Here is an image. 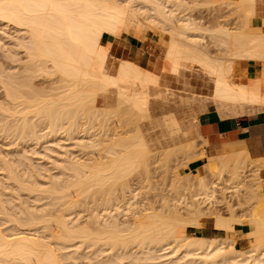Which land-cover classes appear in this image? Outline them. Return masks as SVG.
I'll return each instance as SVG.
<instances>
[{"label": "bare ground", "instance_id": "6f19581e", "mask_svg": "<svg viewBox=\"0 0 264 264\" xmlns=\"http://www.w3.org/2000/svg\"><path fill=\"white\" fill-rule=\"evenodd\" d=\"M177 1L148 0L146 3L148 12L156 13L155 16H145L149 25H159L160 22L169 24L168 28L165 27L169 36L162 54V70L177 73L185 62L196 63L211 76V99L218 109L225 108L232 115L240 113L246 107L254 111L261 109L264 106V18L257 23L252 15L256 0H247L251 27L237 30L221 25L217 28L219 34H224L231 41L226 47V42L229 41L215 32L216 38L220 39L213 38L216 40L213 44L219 43L218 47L222 44L226 48L222 47L225 50L221 51V48V52L219 49L212 52L208 44L201 42V27L196 25L194 19L175 16ZM135 6L132 5L133 10L137 9V5ZM128 9L121 0H0V20L26 34L17 43L26 53L23 66L17 72L0 70V264H80L77 262L78 256L62 255L52 245L55 243L68 248L67 242L75 239H80L78 242L81 245L97 246L95 249L99 252L110 249V259L108 257L102 264H122L123 259H120L128 252L125 250L116 255L117 250L128 249L132 241L139 242L138 249L145 254L144 259L149 264H264V247L256 253V249L264 244V216L248 220L249 229L244 236L250 237L252 245L247 249H238L233 245L236 240L232 235L233 225L243 221L233 217H217L212 220V226L226 230L229 238H223L231 239L227 241L228 244L223 238L220 240L215 236H191L184 231L185 225L178 222L177 218H163L153 211L139 214L140 218L133 220L134 223L138 221V224L135 227L129 225L132 229L129 226L125 228L130 230H127L126 235L121 234L125 229L122 231V227H118L115 218H110L109 221L113 220L108 222L106 217L105 225L101 227L92 228V224L90 229L88 221L87 224L83 223V227L77 224L73 227L75 223L72 224L73 220L70 221L68 216L72 211H82L80 209L83 207L78 205L76 198H72L73 194L78 197L103 192L105 199L98 206V212L111 214L112 209L119 208L115 196H112L115 194L112 189L115 191L117 186L114 185L116 189L111 188V184L109 191L105 192L101 185L109 183L112 178L110 176L120 179L131 166L144 163L150 152L147 141L137 130V141L126 145L127 141L123 138H114L112 145L104 147L114 156L108 155L112 158H109L110 161L107 158L108 162H104L103 157L98 162L96 157V162L91 159L90 164H87L86 160L89 161L91 157L82 159L81 155L96 140L91 137L95 132L89 137L85 126L81 128L82 124L77 121L79 117L83 119L86 116L91 120L102 114L105 116L106 109L114 106L110 105L112 92L116 93L118 101L129 104V109L132 107L137 112L146 111L149 88L151 85L155 86L159 78L158 73L129 59L107 62L110 44L102 43L101 37L104 33L116 37L124 30V26L125 29L129 27L130 22L127 21L129 16L132 17L127 15ZM129 21L133 25L135 17ZM146 34L149 35V32ZM249 59L255 60L258 65L254 78L244 76V66ZM112 66L113 72L110 71ZM46 68L61 75L62 90L45 91L32 83L36 74L46 72ZM99 97L106 102V106L109 103L108 107L104 106L106 109L102 108L103 113L96 103ZM68 105L73 106L66 107ZM64 118L67 119L66 126L62 125ZM160 125L171 128L177 126L172 117L164 118ZM197 135L200 136L199 133ZM119 142L125 145H122L123 149L119 145L121 151L119 149L117 152L115 147ZM94 144L96 146V142ZM41 145L45 149V155L50 158L51 166H46V169L51 171L55 168L58 169L57 172L47 174L36 170L32 155L39 153L38 146ZM194 156L190 162L198 158ZM39 157L47 159L44 154ZM216 158L218 173L222 168H227L235 187L246 184L245 174L251 163L250 166L254 169V172L251 170V180L254 181L252 186L257 187L264 206L258 174L264 158H252L245 149L219 154ZM202 165L196 168L199 173L197 184L203 198L211 199L220 174L216 181H210V177L202 174ZM65 174L71 178H60ZM115 179L112 182L116 183ZM94 185H97L96 190ZM197 194H194L195 198L199 199ZM195 198L192 200L195 201ZM194 203L198 204L197 201ZM201 210L197 208L194 212L202 215ZM97 215L95 219L99 221ZM6 223L9 225L6 226ZM40 229L48 231L49 241H41L40 234L37 235ZM69 245L72 248L74 244ZM75 249L78 247L75 246Z\"/></svg>", "mask_w": 264, "mask_h": 264}, {"label": "rangeland", "instance_id": "374dc122", "mask_svg": "<svg viewBox=\"0 0 264 264\" xmlns=\"http://www.w3.org/2000/svg\"><path fill=\"white\" fill-rule=\"evenodd\" d=\"M121 1H123L124 5L126 4V6L129 8L128 13L130 14L127 13V15H131L132 18H130V16L129 19L127 18V23L130 22L129 27H127L128 24H126L127 28L125 29L124 26V30H122L116 37H120L122 35L136 36L139 39L138 45L140 48L138 50L141 54L140 56L144 57L139 65L158 73L159 78L156 83L157 85H151L149 88L150 95L149 102L147 103L148 109L146 111H141L142 113L137 112L134 109L132 110V107H130L131 109H129V104L126 105L125 102L123 103L118 101L116 98L117 96H115V92L111 93L112 96L110 94V103L112 102L110 105H114L110 106L111 108L108 107L109 103L106 106V102H103L101 97H99L97 100V105L99 106L101 112L102 108L106 109L105 107H108V109H106L107 114L105 116L104 114H102L97 118H92L91 120H89L90 118H85L86 116L83 118L84 120L81 117L77 119V121L82 124L81 128H84L85 126L86 130H88L87 133L89 137L91 136V133L95 132L93 133L94 136L91 137H95V139H92L94 141L96 140V146H93L95 142H92V145L88 143L90 147H86L85 150L82 149L86 154L82 153V150L80 151V153H82V159H89L91 157L89 161L86 160L87 164H90V162L93 160L94 162H96V157H98V159H101L103 157V161H107L108 158V161H110L112 158H110L108 155H110L111 157L114 156H112L113 154L108 153L106 151V148L109 147V144L112 145V139L123 138L127 141V145L129 143H132V141H137V138H135L137 130L140 131V135L142 136V138L144 137L145 141H147L146 143L150 152H148V156L144 159V163L135 167L131 166L127 170L128 172H126L124 176L122 175L123 177L120 176V179L117 176H110L112 177L110 178L111 181L109 183L107 182L108 184L104 183L103 185H101V189L104 188L105 192L109 191V185L113 184L111 185V188L115 189L116 187H114V185L117 186V189L115 191L114 189H112L113 193H115L112 196H115L114 199L118 202V204L116 203V201L115 203L119 206V208H114V210L112 209L111 214H103L104 212H98L101 203L105 199V195L102 194L103 192L100 191V193L98 191L97 193L94 191L95 193L93 194H87L85 196L78 195V197L77 195L75 196L73 194L72 198H76L78 205H81V207H83L80 209L82 211H72V213L70 214L71 216H68L71 220L67 217L70 221L73 220L71 222L72 224L75 223L73 224L74 226L72 224L71 226L75 227L79 225L80 227H83V223L87 224L88 221V226H90V229L92 227V224L94 225L92 228H94L95 226L101 227L105 225L104 222L106 221L107 217L108 222H111L113 220L111 219V221H109L110 218H115L116 222L119 224L118 225L116 223L118 227H122L123 229L121 228V230L124 231L127 226L130 225L131 227H135L138 224V221L137 223H134L133 220H138L140 218L139 214L153 211L163 218H169L171 220L177 218L178 222L185 225L184 231H186L187 234L191 236H200L189 233L190 228H188V226L199 227L204 222L207 216L209 220H214L217 217L220 219H228L230 217H233L235 219L240 218L243 220L242 223L247 224H249L248 220L262 218L264 216V206L262 200L259 198V191H257V187L252 186L254 183H252L253 180H251L253 179L251 177L253 173L251 172L254 169H252L253 167L250 166L251 163L247 167L245 174V179L247 181L246 184H239L238 187H235L234 179L231 178L227 168H222L220 170L221 172L218 173L219 166L216 165L215 160L217 159V155H206V160L201 167L202 174L204 173L206 177H210V181H216V177L220 174V180H218L216 191L211 199H205L203 198V194H200V192L202 191L199 189V186L197 184V175H199L197 170L189 172L179 171L181 167L190 162L191 157H193L194 155L197 157L205 155V153L202 151V145L203 143H205L204 139L202 141V137L197 135V115L200 111L215 109L222 117H237L245 114L256 113L257 111H254L253 109L251 110L250 107H246L244 108V110H242L243 112L240 111V113L232 115L225 108L224 109L226 111L224 109H218L217 105L213 103L211 99V91L213 88V81L211 79V76L207 72L203 71L196 63L185 62V64L182 65L184 67L181 66L179 72L177 73H171L169 70H167L169 71L167 73V71L162 70V54L169 36L168 30H165V27L168 28L169 24L161 22L159 23V25L148 24V21L145 17L146 15H149L151 13L148 12V9L146 7V3L148 2V0ZM177 3L178 6H176L177 9L175 10V16H186L187 18L190 17L191 19H194L196 21V25L201 27L199 30V32L203 35L201 42L206 45L208 44V47L211 48L210 50H212V52H216L218 49L220 51V49L225 46H221V44V47H218L217 44L219 45V43H216L215 45L213 44V42H216V40H214L213 38L220 39L221 37L220 34L222 33L219 34L218 32V29L221 25L222 27H231V29L237 28V30H239V28L247 29L252 25L249 2L247 0H178ZM132 5H134V7H136L135 5H137V9L133 10ZM132 14H134L135 16ZM150 15L155 16L156 13L153 12ZM252 15L257 20V23H260V21H262L264 18V15H262L257 9V0L255 1V8ZM134 17L135 23L133 22L132 25L131 21L129 20H134ZM147 25H149V27ZM144 31L146 33L149 32V35L144 33ZM215 32L219 34V38H216L217 33ZM24 35L26 36L23 30L20 31L12 24H8L2 19L0 20V70L5 69L3 70L4 72H17V69L20 70V68L23 66V62L24 60H26V53H24V49L17 45V43L22 39L21 37H23ZM222 35L223 39H227L225 38L224 34ZM227 40L229 41L230 39ZM226 43H228L226 46L228 47L231 41ZM224 48H222L221 51ZM108 53H110L108 55V63L116 62L121 59L117 58L114 52L108 51ZM11 58H13L14 60H12ZM113 67L114 66L110 68L111 72L114 71ZM45 70L47 71L36 74V76L33 78L32 83H35L34 85L37 84L36 86H38L37 88L39 89L42 87V90L45 91L50 90L53 92H58L62 90L61 85L63 84V81L61 75L50 68H46ZM72 106L73 105H68L66 107ZM115 106L117 107L115 108ZM166 117H172L177 126L171 128L168 126L166 127L160 125L162 123V120ZM66 122L67 119H62L63 126L67 125ZM82 122L85 123L83 124ZM5 140H7V138H5ZM126 141H123V143ZM117 142L118 140L116 141V143ZM120 142L118 143V146H114L118 149V151L117 149L115 150L117 152H119L120 147L122 148L123 145H121ZM113 145H115V143ZM119 145L121 146L119 147ZM105 146L107 147L104 148ZM38 147L39 153L32 155L34 156L32 158V161L36 167V170L39 173L43 171L42 173L45 172L47 174H50L51 172L54 173L55 171L57 172L58 169L55 168L51 169V171L46 169V166H51L50 158L48 159V156L45 155V149L42 145ZM96 147H98L99 149ZM39 154H42V156L44 154V157L46 156L45 158H47L48 161L47 159H42L41 157H39ZM77 154H79V151ZM53 155L54 154H52V156ZM36 158H38L39 161ZM82 159L81 161L84 162V160ZM100 159L97 161L99 162ZM248 170L249 172L247 173ZM67 176L68 175L65 174V176L63 175L60 178H66ZM113 177L114 179H117H115L116 183L112 182L114 180ZM67 178L71 177L68 176ZM96 187L97 185H94L95 190ZM195 193H198L196 197H198L199 199L195 198ZM24 198H27V196L24 195ZM193 198H195V201H197V205L194 203L195 201H193ZM126 201L129 202L127 203ZM61 202L63 203V201ZM192 202L194 204H192ZM8 207H11V205L8 204ZM197 208L202 209V215L196 214L194 212V210H196ZM135 213L138 214L137 218ZM87 214L92 216H89ZM96 215L101 223L98 220V222L96 221ZM92 217H94V219ZM94 222H96V224ZM8 225L9 224L6 223V226ZM130 226L128 228L132 229ZM220 229L226 231L223 228ZM127 230L125 229V233L121 232V234L123 233V235H126L128 231H130ZM46 232L48 231H42V229H40L37 233V235L40 234L39 236L41 238L39 236L38 237L41 239V241H49V237L47 236L48 234ZM46 237L47 239L45 240ZM215 237L222 240L223 237L229 238V235H227L226 233L225 236ZM226 238L225 240L223 238V240L226 242L231 241V239L226 240ZM244 239L245 245L238 249H247L252 245L250 237L247 238L246 236H244ZM78 240L80 239H75L72 242L69 241L70 243L67 242L68 248L65 245H56L55 243L52 245L53 247H56L54 249H56L57 252L62 255L67 256V254H71L72 256H78L77 262H80V264H92V262L93 264H102L103 262L108 260V257L110 259V249H104L103 252H99V250L95 249V247L97 246L88 244L81 245ZM71 243L74 244V247L72 246V248L69 245ZM139 245V242L132 241L130 242L131 247L129 246L128 249H124V251H121L123 249H119V252L117 250L116 255H120V252L122 254L123 252H125V250H127L126 252H128L125 254L126 256L124 255V257L120 259H123L121 261L123 262L122 264H149V262L144 259L145 254L138 249ZM75 246L78 247L77 250L75 249ZM81 246L84 247L82 248ZM263 247L264 244L256 249V253H258ZM84 255L86 257H84ZM87 257H90V259H86Z\"/></svg>", "mask_w": 264, "mask_h": 264}, {"label": "crops", "instance_id": "0c3cea01", "mask_svg": "<svg viewBox=\"0 0 264 264\" xmlns=\"http://www.w3.org/2000/svg\"><path fill=\"white\" fill-rule=\"evenodd\" d=\"M257 9L264 15V0H257ZM100 41L105 44L109 43V52H114L117 58L129 59L138 64L144 59L138 50L140 48L139 39L134 35L114 37L105 34L102 35ZM257 70L256 61L249 59L244 66V76L254 78ZM261 109L256 113L237 117H222L215 109L200 111L197 115L198 133L202 137V141L207 139L202 145V151L205 155L185 164L179 171L196 170L205 162L206 155L226 154L241 149L247 150L252 158H264V108ZM258 174L264 196V164L258 169ZM188 228H190L189 233L200 236L222 237L226 235L224 230L212 226V220H209L208 216L199 227L188 226ZM233 228L232 235L234 240L236 239L234 246L241 248L245 245L244 233L249 229V225L247 223H235Z\"/></svg>", "mask_w": 264, "mask_h": 264}, {"label": "trees", "instance_id": "16d2710c", "mask_svg": "<svg viewBox=\"0 0 264 264\" xmlns=\"http://www.w3.org/2000/svg\"><path fill=\"white\" fill-rule=\"evenodd\" d=\"M106 33L103 34V36L105 35Z\"/></svg>", "mask_w": 264, "mask_h": 264}]
</instances>
